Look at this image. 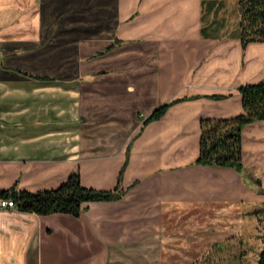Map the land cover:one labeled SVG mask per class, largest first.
Here are the masks:
<instances>
[{
	"label": "crops",
	"instance_id": "crops-1",
	"mask_svg": "<svg viewBox=\"0 0 264 264\" xmlns=\"http://www.w3.org/2000/svg\"><path fill=\"white\" fill-rule=\"evenodd\" d=\"M221 1L0 0V188L125 189L78 216L0 206V264H168L175 215L264 201V119L243 127L244 172L195 162L201 119L264 78V41L243 46Z\"/></svg>",
	"mask_w": 264,
	"mask_h": 264
},
{
	"label": "trees",
	"instance_id": "trees-1",
	"mask_svg": "<svg viewBox=\"0 0 264 264\" xmlns=\"http://www.w3.org/2000/svg\"><path fill=\"white\" fill-rule=\"evenodd\" d=\"M239 35L243 46L250 41H264V0H239ZM113 44L107 46L109 49ZM106 49L100 50L103 53ZM242 94L243 111L229 118L201 119L200 150L196 163L232 166L244 171L242 135L243 127L252 121L264 119V78L238 87ZM220 97L221 95H215ZM180 98L164 102L155 108L144 124L160 118ZM125 189H99L81 183L80 173H72L57 187L41 190L0 188V199H11L14 207L38 214L66 212L80 215L82 204L92 200L118 199ZM264 212V205L257 212ZM253 264H264V244L258 260Z\"/></svg>",
	"mask_w": 264,
	"mask_h": 264
},
{
	"label": "rangeland",
	"instance_id": "rangeland-1",
	"mask_svg": "<svg viewBox=\"0 0 264 264\" xmlns=\"http://www.w3.org/2000/svg\"><path fill=\"white\" fill-rule=\"evenodd\" d=\"M238 1H221L225 8V18L229 20L227 24L230 30H234L240 15ZM73 54L70 50L69 55ZM57 57L60 58L56 59L58 63L54 66V74L63 80L68 78L67 59L72 57L68 56L65 59L61 49L56 51ZM55 88L60 89L58 86ZM263 205L264 201L261 204L258 201L255 203L247 201L243 205L220 204L215 205V208L184 210L179 217L175 215L173 222L166 226L169 230L167 252L171 253L165 258L167 263H256L264 244V212H257Z\"/></svg>",
	"mask_w": 264,
	"mask_h": 264
},
{
	"label": "built area",
	"instance_id": "built-area-1",
	"mask_svg": "<svg viewBox=\"0 0 264 264\" xmlns=\"http://www.w3.org/2000/svg\"><path fill=\"white\" fill-rule=\"evenodd\" d=\"M0 205L2 207H11L14 206V203L11 199H0Z\"/></svg>",
	"mask_w": 264,
	"mask_h": 264
}]
</instances>
